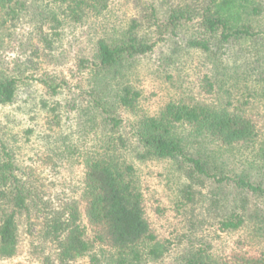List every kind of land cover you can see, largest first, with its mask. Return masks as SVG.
<instances>
[{
  "label": "rangeland",
  "instance_id": "374dc122",
  "mask_svg": "<svg viewBox=\"0 0 264 264\" xmlns=\"http://www.w3.org/2000/svg\"><path fill=\"white\" fill-rule=\"evenodd\" d=\"M195 3L108 0L105 9L90 10L75 23L63 18L55 3L30 0L16 16L0 15V76L17 81L13 102L0 104V157L7 153L12 158L29 194L27 210L16 216V253L0 257V264H61L56 243L45 232L70 201L77 203L79 222L92 235L83 179L84 160L93 155L132 166L145 216L166 251L151 260L141 249L135 259L96 244L88 256L65 264H180L182 257L197 252L236 264L241 256H264V230L254 219L247 217L235 230L220 226L243 201L248 214L264 215L262 200L231 182L242 175L264 183V0H249L244 16L249 35L224 43L217 42V35L210 37L207 51L186 46L197 19L174 32L161 28L172 6L192 8ZM152 7L156 15L145 16ZM133 20L152 51L128 58L116 69H98L96 43L119 42ZM123 85L140 93L134 111L123 109L114 97ZM169 103L247 116L255 136L248 143L224 145L197 134L193 126L174 125L184 149L202 159L212 174L190 184L173 160L136 158L139 120L157 116Z\"/></svg>",
  "mask_w": 264,
  "mask_h": 264
},
{
  "label": "trees",
  "instance_id": "16d2710c",
  "mask_svg": "<svg viewBox=\"0 0 264 264\" xmlns=\"http://www.w3.org/2000/svg\"><path fill=\"white\" fill-rule=\"evenodd\" d=\"M30 0H0V15L14 17ZM36 1V0H33ZM46 1V0H38ZM55 3L60 14L68 21L81 23L90 10L101 11L108 0H47ZM192 8L172 6L170 16L161 26L165 31H173L182 23L197 19L194 34L186 41V46L207 51L211 49L210 37L224 43L231 38L237 40L249 35L250 26L244 22L249 0H190ZM201 3L197 6L196 4ZM143 11V10H142ZM156 9L151 8L145 16L154 17ZM51 20L61 23L55 15ZM139 25L133 20L126 36L119 42L99 40L95 47V64L101 71L116 69L128 58L152 51L153 45L146 42L134 30ZM84 69L87 65H82ZM204 82L208 87L209 79ZM17 81L11 76H0V104L13 102ZM140 93L130 85L120 87L114 97L125 110L134 111ZM185 123L193 126L197 134L224 145L251 142L255 136L252 120L244 115L226 110H212L200 104L184 105L169 103L157 116H146L139 120L134 131L138 142L136 158L170 159L183 172L190 184L212 177L210 167L202 159L194 157L184 149L181 141L174 135V125ZM0 157V257L10 258L17 250L18 226L16 216L27 210L29 197L24 185L15 172L16 166L6 153ZM83 198L86 200V216L92 227V235L79 222L80 212L75 201L66 204L62 214L52 218L45 235L56 243V258L65 264L79 257L88 256L96 244H107L120 255L132 254L139 258L140 251L145 256L157 260L166 251L152 231L145 216L142 193L135 186L130 172L132 166H120L104 156H88L84 160ZM217 181L221 178L217 177ZM236 188L247 190L260 198L264 204V183H252L238 175L231 178ZM189 184V185H190ZM188 188H191L189 186ZM239 210V211H238ZM254 219L264 230V215L248 214L245 202L225 216L221 230H235L246 219ZM123 263V262H120ZM180 264H222L211 254L197 252L182 257ZM236 264H264V256H241Z\"/></svg>",
  "mask_w": 264,
  "mask_h": 264
}]
</instances>
